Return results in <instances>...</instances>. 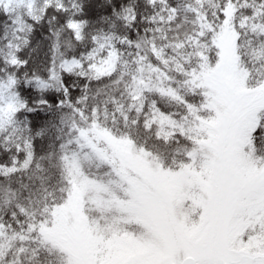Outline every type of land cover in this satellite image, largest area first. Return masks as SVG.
I'll return each instance as SVG.
<instances>
[{"label": "snow or ice", "instance_id": "6c2138e0", "mask_svg": "<svg viewBox=\"0 0 264 264\" xmlns=\"http://www.w3.org/2000/svg\"><path fill=\"white\" fill-rule=\"evenodd\" d=\"M0 264H264V0H0Z\"/></svg>", "mask_w": 264, "mask_h": 264}]
</instances>
